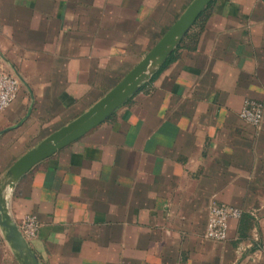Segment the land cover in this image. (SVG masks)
Segmentation results:
<instances>
[{
  "label": "crops",
  "instance_id": "0c3cea01",
  "mask_svg": "<svg viewBox=\"0 0 264 264\" xmlns=\"http://www.w3.org/2000/svg\"><path fill=\"white\" fill-rule=\"evenodd\" d=\"M191 2L0 0V66L20 82L0 112V190ZM142 87L4 190L18 226L38 222V263L264 264V0H213ZM247 101L263 106L257 128L239 117ZM212 203L242 211L224 242L204 236ZM0 264H22L1 227Z\"/></svg>",
  "mask_w": 264,
  "mask_h": 264
},
{
  "label": "water",
  "instance_id": "95a60500",
  "mask_svg": "<svg viewBox=\"0 0 264 264\" xmlns=\"http://www.w3.org/2000/svg\"><path fill=\"white\" fill-rule=\"evenodd\" d=\"M212 2L213 0H192L154 46L113 88L85 112L44 138L36 147L27 151L9 167L6 172L9 179L0 190V227L5 232L10 248L20 258L22 264L39 263L28 242L22 236L18 225L9 214L8 196L4 195V190L13 191L21 177L35 165L107 121L165 64L202 12Z\"/></svg>",
  "mask_w": 264,
  "mask_h": 264
},
{
  "label": "built area",
  "instance_id": "2783aa9c",
  "mask_svg": "<svg viewBox=\"0 0 264 264\" xmlns=\"http://www.w3.org/2000/svg\"><path fill=\"white\" fill-rule=\"evenodd\" d=\"M19 80L6 73L0 66V112H3L15 99L19 90ZM239 117L246 124L259 127L263 118L262 104L254 101L245 102ZM242 211L221 203H212L209 208L205 238L214 242H224L227 238L229 222L238 220ZM26 241L32 239L37 230L38 222L33 216H26L18 226Z\"/></svg>",
  "mask_w": 264,
  "mask_h": 264
},
{
  "label": "trees",
  "instance_id": "16d2710c",
  "mask_svg": "<svg viewBox=\"0 0 264 264\" xmlns=\"http://www.w3.org/2000/svg\"><path fill=\"white\" fill-rule=\"evenodd\" d=\"M205 12V10L202 12V14L199 16V18L197 19L198 22L201 21V17L203 15V13ZM197 22V21H196ZM195 22V23H196ZM203 22V21H202ZM174 59V53L167 59V61L165 62V64L150 78V80H152L153 78H155L158 73L168 64L170 63L172 60ZM143 88V87H142Z\"/></svg>",
  "mask_w": 264,
  "mask_h": 264
}]
</instances>
